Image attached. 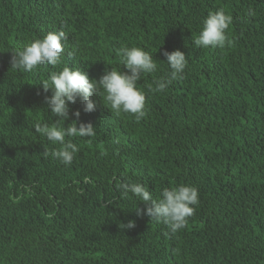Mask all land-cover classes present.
Instances as JSON below:
<instances>
[{
  "label": "trees",
  "instance_id": "16d2710c",
  "mask_svg": "<svg viewBox=\"0 0 264 264\" xmlns=\"http://www.w3.org/2000/svg\"><path fill=\"white\" fill-rule=\"evenodd\" d=\"M219 9L233 17L232 45L197 48L193 36ZM59 30L68 37L60 65L11 69L13 50ZM125 45L157 60L138 82L145 91L168 74L165 51L187 55L184 78L150 95L140 122L102 96L85 113L78 97L65 127L79 110L96 136L72 138L70 166L46 158L58 146L34 124L57 118L40 83L65 66L95 79L126 70ZM129 179L154 199L196 186L195 214L170 234L137 215L151 202L122 197L117 185ZM130 220L134 228L120 227ZM0 264H264V0H0Z\"/></svg>",
  "mask_w": 264,
  "mask_h": 264
},
{
  "label": "clouds",
  "instance_id": "9594fccd",
  "mask_svg": "<svg viewBox=\"0 0 264 264\" xmlns=\"http://www.w3.org/2000/svg\"><path fill=\"white\" fill-rule=\"evenodd\" d=\"M249 16L255 12L248 11ZM233 17L225 9L211 11L204 18L202 28L193 36L192 42L197 48H224L231 46L230 26ZM68 37L63 30L50 31L44 37L37 38L24 45L21 49L12 51L11 69L19 72L32 73L40 66H57L62 63V54L67 46ZM120 61L126 70L115 67L105 69L104 74L95 79L90 77L87 70L77 67L65 66L60 71H53L48 78L40 84L45 92L52 90V95L46 97L49 112L56 117L55 123L36 122L34 130L41 137L46 138L53 147L50 151L46 148L45 157L58 160L65 166H70L79 147L73 142L74 137H95L96 129L91 122H80V111L74 115L77 118L67 127L70 113V103H75L77 98H82L83 111L91 113L96 111V96H102L105 106L110 107L117 115L127 113L140 122L147 115V101L150 95L163 93L174 81L182 80L188 66L187 55L177 49L165 51L169 72L166 76L153 81L154 87L147 91L138 83L145 74L159 71L157 60L153 54L139 46H122L117 50ZM85 183H91L89 177L84 178ZM124 199L136 198L139 202L151 206L146 209L137 207V215H147L151 221L163 222L167 225L170 234L186 227L188 219L195 214L199 205V190L196 186L181 183L171 188H164L158 199L152 197L147 185L132 180L121 181L117 185ZM122 229L135 227V221L121 223ZM166 232L165 235H168Z\"/></svg>",
  "mask_w": 264,
  "mask_h": 264
}]
</instances>
